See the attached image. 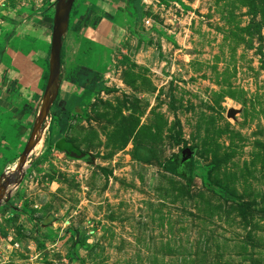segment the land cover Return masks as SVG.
<instances>
[{"label": "rangeland", "instance_id": "374dc122", "mask_svg": "<svg viewBox=\"0 0 264 264\" xmlns=\"http://www.w3.org/2000/svg\"><path fill=\"white\" fill-rule=\"evenodd\" d=\"M85 1L56 95L59 0H0V210L49 229L21 264H264V0H123L109 48Z\"/></svg>", "mask_w": 264, "mask_h": 264}, {"label": "crops", "instance_id": "0c3cea01", "mask_svg": "<svg viewBox=\"0 0 264 264\" xmlns=\"http://www.w3.org/2000/svg\"><path fill=\"white\" fill-rule=\"evenodd\" d=\"M93 1L87 0L82 3L78 13L74 15V20L72 22L76 21L74 26L77 30L74 34L81 38L91 37L92 40H98L100 44H105L108 48L114 47L118 41H122L121 31L123 28L119 23L118 10H115L114 7L120 5L123 0ZM131 1L133 6L136 0ZM139 7L142 8V3L139 4ZM135 14H137V12H135ZM77 60L76 66L79 67L76 70V76L78 75L77 79L82 80L85 77L89 82L93 79L90 84H92V86L95 85L94 82L97 79V69L89 67L83 70L82 66L84 61L81 59ZM61 74L60 80L67 79L63 71ZM86 85H84V87ZM78 87V84L70 83L68 80L66 82H61V90H65L64 94L70 93V97L74 96L72 94L76 92ZM92 90L95 91L97 89L94 87ZM57 104L59 105V110L62 111L64 108H67L68 101L64 102L62 100L60 103L57 102ZM6 207L7 204L0 210V264H21L23 261L22 253H26V246L32 241L34 228L36 229V238L46 236V234L49 233V229L46 226L40 227L41 223H37V225L34 226L33 220L22 212V207L20 205L16 207L13 206L12 208Z\"/></svg>", "mask_w": 264, "mask_h": 264}, {"label": "water", "instance_id": "95a60500", "mask_svg": "<svg viewBox=\"0 0 264 264\" xmlns=\"http://www.w3.org/2000/svg\"><path fill=\"white\" fill-rule=\"evenodd\" d=\"M61 0H59L60 3ZM75 0H69L67 3V8L65 10V13L63 15H60L59 9L56 10V19H55V26L53 31V41H52V51H51V58L54 59V63H51V72H50V80L47 86V93L56 89V95L58 91V81L61 74V51H62V45H63V34H64V25L68 23V20L70 18V13L72 6L74 4ZM58 3V4H59ZM56 98V96H55ZM54 98V100H55ZM233 114V110L229 112V116ZM43 119H40V125L43 123ZM188 153V158L192 156V153L189 150H186ZM74 157L82 158L84 157L83 154H80L79 152H75L72 154Z\"/></svg>", "mask_w": 264, "mask_h": 264}, {"label": "trees", "instance_id": "16d2710c", "mask_svg": "<svg viewBox=\"0 0 264 264\" xmlns=\"http://www.w3.org/2000/svg\"><path fill=\"white\" fill-rule=\"evenodd\" d=\"M63 48L61 51V67H63ZM61 72H62V68H61ZM61 76V74H60ZM56 147L61 150L62 152L66 153L67 155H72L76 149L69 143L67 142L65 139H60L57 141L56 143Z\"/></svg>", "mask_w": 264, "mask_h": 264}, {"label": "bare ground", "instance_id": "6f19581e", "mask_svg": "<svg viewBox=\"0 0 264 264\" xmlns=\"http://www.w3.org/2000/svg\"><path fill=\"white\" fill-rule=\"evenodd\" d=\"M66 8H67V3L65 2V0H61L57 6V9H59V12H60L59 14L63 15L65 13ZM51 61H52V63H54L53 58H51Z\"/></svg>", "mask_w": 264, "mask_h": 264}, {"label": "built area", "instance_id": "2783aa9c", "mask_svg": "<svg viewBox=\"0 0 264 264\" xmlns=\"http://www.w3.org/2000/svg\"><path fill=\"white\" fill-rule=\"evenodd\" d=\"M9 170V169H8Z\"/></svg>", "mask_w": 264, "mask_h": 264}]
</instances>
